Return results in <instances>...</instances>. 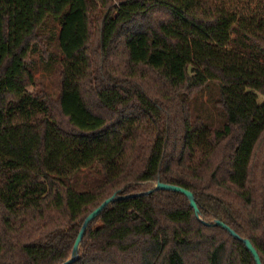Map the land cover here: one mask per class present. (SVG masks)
Instances as JSON below:
<instances>
[{
  "label": "trees",
  "instance_id": "obj_1",
  "mask_svg": "<svg viewBox=\"0 0 264 264\" xmlns=\"http://www.w3.org/2000/svg\"><path fill=\"white\" fill-rule=\"evenodd\" d=\"M212 81L220 126L195 107ZM260 95L264 0H0V264H63L115 193L73 264H257L227 227L264 264ZM158 181L209 224L181 192L128 196Z\"/></svg>",
  "mask_w": 264,
  "mask_h": 264
},
{
  "label": "rangeland",
  "instance_id": "obj_2",
  "mask_svg": "<svg viewBox=\"0 0 264 264\" xmlns=\"http://www.w3.org/2000/svg\"><path fill=\"white\" fill-rule=\"evenodd\" d=\"M59 20L50 19L46 24V32L50 36V50L54 52V57L52 61H47V63H42L39 58L35 59L34 71L38 76L39 80H44L46 82L47 88L54 93L57 84V62H58V34ZM46 33V34H47ZM219 85L217 82H210L206 87L199 93L201 98L199 103H195V107L199 108L198 113H203L209 122L214 126H220L222 119L219 117V111L215 105ZM264 100V96L260 95V101Z\"/></svg>",
  "mask_w": 264,
  "mask_h": 264
},
{
  "label": "water",
  "instance_id": "obj_3",
  "mask_svg": "<svg viewBox=\"0 0 264 264\" xmlns=\"http://www.w3.org/2000/svg\"><path fill=\"white\" fill-rule=\"evenodd\" d=\"M156 190H173V191H176V192H181L182 194L187 196V198L189 199L190 204L195 209V212H196L198 218L203 223L209 224V222L205 221V219H203L200 216V214H199L200 210H199V207L197 205V202H196V199L194 197V194L191 191H189V190H187V189H185L183 187H180V186H177V185H173V184H167V183H163V182L158 181V182L155 183V185L153 187L149 188L148 190L140 192V193H136V194H131V195H128V196H138V195H142V194H151V193H153ZM124 197L125 196L118 195V193L113 194L111 197H109L108 199L103 201V203H101L94 211H92L87 216V218L85 219V221L83 223V226H82V228H81V230H80V232H79V234L77 236V239L75 241V244H74V247H73V250H72V255L63 264H73L75 261H77L80 258V256H81L80 247H81V244H82V240H83V237H84L88 227L90 226V224L93 222V220L96 218V216L99 215L107 206L111 205L113 202H115L117 200H120V199H122ZM214 224L215 225H224L220 220H215ZM224 226H226V225H224ZM227 228L230 230V232L236 238L241 240L247 246V248L254 255L257 264H263L262 261H261L260 255H259L257 249L255 248V246L252 244V242L249 239L242 237L241 235H239L237 232H235L234 230L230 229L229 227H227Z\"/></svg>",
  "mask_w": 264,
  "mask_h": 264
}]
</instances>
